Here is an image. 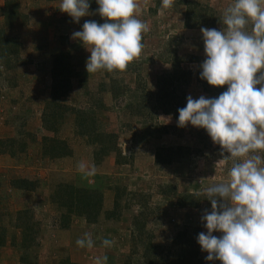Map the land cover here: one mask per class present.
Instances as JSON below:
<instances>
[{"label": "rangeland", "instance_id": "374dc122", "mask_svg": "<svg viewBox=\"0 0 264 264\" xmlns=\"http://www.w3.org/2000/svg\"><path fill=\"white\" fill-rule=\"evenodd\" d=\"M16 1L18 10L26 18H19L13 27L5 28L6 34L15 38L16 53L0 60V141L3 140L0 143V230L8 239L4 238L1 245L7 243L15 250L13 259L18 264H96L97 257L105 256L107 264H123L126 259L129 264H146L144 252L150 244L159 247L156 264H221L219 260H205L207 252L201 251L196 237L207 231L201 221L203 210H211V202L202 194L203 190L230 179L232 160L222 159L220 145L212 141L205 129L190 123L178 127V117L163 113L156 94L159 80L171 72L170 62H174L189 72L184 75L185 79L165 86L174 104L180 101L185 107L188 95L194 99L201 95L216 97L211 91L213 86L206 83L205 89L198 79L200 64L206 56L200 31L204 26L195 23L202 19H190L187 23L195 27H185L186 0H174L171 8L162 7V0H137L136 16L149 25V31L143 34L141 55L124 71L88 73L85 62L90 52L78 40L72 42L76 44L72 52L75 55L77 51L76 57L81 61L74 67L76 74L70 77L71 86L60 101L74 108L92 110L95 128L116 134L118 153L109 151L99 157L95 153H99L100 142L76 131L72 112L64 114L55 132L41 128L40 113L50 89V55L56 49L58 33H54L50 20L40 19L31 10L35 8V0ZM194 1L198 7L212 10L217 16L215 25L207 27L217 30L224 27V9L234 3V0ZM3 26L2 20L0 27ZM251 27L249 20L248 31ZM112 80L118 88L115 97L110 92ZM41 136L62 140L67 153L54 158L44 156L39 144ZM9 138L24 141V151H17L13 143L10 149L14 153L9 155L5 141ZM175 146L181 149L172 152L169 163L154 162L157 148ZM257 154L264 161L262 151L250 153ZM80 161L96 168V175L87 178L88 182L102 178L108 186L105 189L114 190V194V188L119 190L115 218H122L128 228L120 227L115 218H110L103 224L104 229L93 228L92 234L77 214H73L76 218L68 217L65 224L62 222L66 208L50 201V196L56 184L81 178L77 169ZM12 178H27L36 186L26 190L29 192L18 190L10 187ZM169 184L177 192L198 193L205 198L195 207H178L174 198L159 191L161 186ZM25 209L26 216L17 215ZM26 219L30 224L28 230L24 225ZM123 230H128L129 235L118 246ZM24 233L25 242L33 240L22 246ZM84 233H90L95 241L92 248L77 246V238H83ZM113 238L114 246L102 245L103 239ZM73 240L74 245L70 246ZM65 247L71 249L68 251L73 262H68L67 255L61 252ZM2 253L1 250L0 256Z\"/></svg>", "mask_w": 264, "mask_h": 264}, {"label": "clouds", "instance_id": "9594fccd", "mask_svg": "<svg viewBox=\"0 0 264 264\" xmlns=\"http://www.w3.org/2000/svg\"><path fill=\"white\" fill-rule=\"evenodd\" d=\"M96 3L95 12L89 11L90 0H62L59 9L75 23L96 13L104 19L103 23L85 20L70 37L90 52L85 62L88 73L124 71L141 55L149 25L136 16L137 0ZM173 3L162 0V7L171 8ZM222 20L220 30L200 29L206 59L199 76L212 86L228 85L227 90L213 98L188 95L186 106L178 109V127L190 123L205 129L220 145L222 159L232 160L230 179L203 190L211 210H203L201 221L207 231L196 239L201 251L207 252V261L264 264V161L258 154L250 155L264 151V0H234L224 9ZM77 169L82 179L96 175L95 166L83 161ZM94 243L90 233L76 240L81 248H92ZM114 244V238L102 240L104 247ZM96 264H107V257H97Z\"/></svg>", "mask_w": 264, "mask_h": 264}, {"label": "trees", "instance_id": "16d2710c", "mask_svg": "<svg viewBox=\"0 0 264 264\" xmlns=\"http://www.w3.org/2000/svg\"><path fill=\"white\" fill-rule=\"evenodd\" d=\"M186 6V9L184 11L185 15V21L186 25L185 27H195L192 24L187 23L190 19H195L197 17H200V21L202 22H196L195 24L199 26L204 27H212L215 25V23L219 20L217 16L213 13L212 10H206L204 8L198 7V3L194 0H186L184 3ZM90 7L91 8H98L99 5L96 3V0H90ZM204 12H208L206 15ZM3 21L4 25L3 27H0V60L6 59L8 54H15L16 53V42L15 38H12L6 34L5 28L8 26L13 27V23L15 20H18L19 18L25 19L26 15L22 14L18 10V3L16 0H4L3 4ZM87 20H96L98 23H101L100 18H94V19H87ZM209 21V22H208ZM85 22V20H84ZM6 55V56H5ZM6 61V60H5ZM80 58L76 57L73 52L69 50H63L60 49L56 52H52L50 55V67H49V79H50V89H49V97L44 100L43 106L40 113V126L42 129L46 131L55 132L58 124L60 122V119L63 118L64 114L66 112H72L74 114V123L76 131L79 134L82 135H88L91 137V140H94L96 143L100 142V149L98 150L99 153H95V155L99 156L103 155L104 153H108L109 151H114L115 153H118L117 148V136L114 132H104L99 131L95 128V118L93 111L85 108H74L72 106H69L67 104L62 103L60 101V98L65 96L67 94V91L69 90L71 86L70 77L72 74H76L73 72V69L75 66H77L80 63ZM8 63V60H7ZM172 69L171 72L164 74L163 79H160L158 82V91L157 96L159 97L160 103L162 108L161 110L163 113L171 114L173 116L178 117L179 108H183V105L180 101L176 102L177 104H174L173 97L169 95V92L167 91V83L179 81L183 78L184 75L189 74L188 71H185L179 67L177 63L170 62ZM12 67V66H11ZM198 79H201L198 77ZM83 81V80H82ZM163 81V82H161ZM185 81V80H183ZM202 85L205 89L207 86V81L201 79ZM116 81L112 80L111 86H110V92L112 96H116L117 94V85H115ZM161 85V86H160ZM102 86H100L101 88ZM214 89V90H213ZM213 93H215L216 97H218L223 91L227 90V85L224 86H213ZM97 103V102H96ZM99 103V101H98ZM173 105V106H171ZM171 106V108H170ZM175 107V108H174ZM26 133V132H24ZM20 135V134H19ZM22 135V134H21ZM7 142V147L9 149L6 150L9 155L12 156V153H14V149L12 148L13 143L16 144V150L17 151H24L25 149V142L22 140H16L14 138H9L5 140ZM3 140L0 141L2 144ZM41 150L44 156L48 158H54L59 157L67 153V146L65 143L58 139V138H48L47 136H41L40 143ZM181 149L180 146L175 147H166V148H157L155 154H154V162L155 163H162L166 164L173 159L174 153ZM263 157H264V151H262ZM97 159V158H96ZM9 185L12 188L18 189V190H31L36 185L35 182L32 180H29L27 178H12L9 180ZM108 187L105 185L104 180L102 178H93L92 181H87V179L82 178H75L73 182H60L56 184L54 187V190L50 196V201L56 202L58 205H62L66 208V211L62 215V222L65 224L67 221V218L70 214H77L79 216H83L86 221H92L96 215L98 214L100 204H101V197H102V190ZM115 189L114 194V200L112 209L107 211V217L109 218H115L117 213V196L119 195V190ZM160 193L165 195H170L172 198L175 199L176 205L178 207H195L198 202L201 200V198H205V196L198 194V193H192V192H177L175 190L174 185L169 184L165 186H161ZM27 213V210H19L17 212V215L19 214H25ZM26 216V214H25ZM29 219H26V222L24 223L25 229L30 228V224L28 223ZM63 224V225H64ZM16 227H19L22 229V226L16 224ZM24 231V229H23ZM26 231V230H25ZM24 233L23 239L21 238V243L25 242V236ZM13 237V236H12ZM4 232L0 230V245L4 243ZM33 238H30V240L26 242H32ZM22 244L24 246L26 244ZM28 244V243H27ZM159 247L157 245H149V249H146L144 252L145 263L146 264H156V255H157V249ZM150 251L149 253H146ZM123 264H129L128 260L126 259V262H123Z\"/></svg>", "mask_w": 264, "mask_h": 264}, {"label": "crops", "instance_id": "0c3cea01", "mask_svg": "<svg viewBox=\"0 0 264 264\" xmlns=\"http://www.w3.org/2000/svg\"><path fill=\"white\" fill-rule=\"evenodd\" d=\"M62 0H35L33 2V6H35V8H31V10H33V12L35 13L36 16H38L40 19H48V21L50 20L51 23V27L54 30V33H58V37H57V44L56 49H53V52H56L60 49L63 50H69V51H73L76 48H74L76 44H72V42H77L76 40L73 41V39H71V34L74 31H79L82 29V25L84 23V20L87 19H94V18H100L101 23L104 22V19H102L100 17V15L98 13L91 15V16H85V17H81L79 23H75L73 22L72 18L66 13V12H62L59 9V6L61 4ZM3 4H4V0H0V21L3 20ZM97 8H91L89 9V11L91 12H95ZM43 21V20H42ZM41 21V22H42ZM46 21V20H45ZM59 40H61L59 42ZM54 43V42H53ZM75 56H77V51L74 52ZM120 165H123L122 163H117ZM94 177V176H93ZM25 192H29L24 190ZM114 200V190H110V189H103L102 190V197H101V204H100V208L98 211V216L95 218L94 221H86L85 218L82 216L77 217L79 219V221H82L85 225L89 226V229L92 230V234H93V228L96 229L97 231H100L102 229H104L106 226H104L103 224H107L110 220V218L108 219L107 217V211H109L110 209H112V205H113V201ZM105 212V213H104ZM79 216V215H78ZM76 218L73 216V214L69 215V218ZM104 217V218H103ZM116 223H118L120 225V227L128 228L129 226L126 225L125 222L122 221V218H115L114 219ZM71 231L73 230V228L70 229ZM73 232V231H72ZM60 234H63L62 232H60ZM129 235V231L128 230H123V234H122V240L118 243V246L121 245V243H125V239L124 237L128 238ZM6 239V238H5ZM120 239V237H119ZM124 239V240H123ZM6 241H8V239H6ZM75 240L69 242L70 246H73ZM71 248V247H70ZM74 248V247H73ZM69 248L65 247L63 250H61V252H64L67 257H68V262H73L71 257L73 258L72 254L70 253V251H68ZM1 250L3 251V253L0 256V264H18L16 259H13L14 256V252L15 250L10 247L7 243L4 245H0V252ZM71 250V249H69ZM66 260V262H67Z\"/></svg>", "mask_w": 264, "mask_h": 264}]
</instances>
